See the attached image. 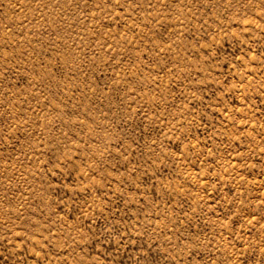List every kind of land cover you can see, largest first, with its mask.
Here are the masks:
<instances>
[{"label":"rangeland","instance_id":"374dc122","mask_svg":"<svg viewBox=\"0 0 264 264\" xmlns=\"http://www.w3.org/2000/svg\"><path fill=\"white\" fill-rule=\"evenodd\" d=\"M0 264H264V0H0Z\"/></svg>","mask_w":264,"mask_h":264}]
</instances>
